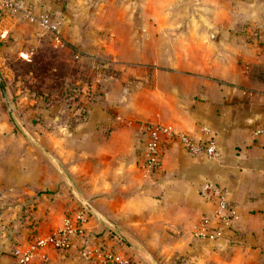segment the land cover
Returning <instances> with one entry per match:
<instances>
[{
  "label": "crops",
  "instance_id": "1",
  "mask_svg": "<svg viewBox=\"0 0 264 264\" xmlns=\"http://www.w3.org/2000/svg\"><path fill=\"white\" fill-rule=\"evenodd\" d=\"M16 1L58 20L64 49L104 69L91 72L76 117H54L39 136L47 154L0 112V264H16L12 248L78 207L88 219L70 247L40 249L27 264H101L105 251L134 264H264V136L252 134L264 121V0ZM39 29L0 15V38ZM147 121L186 133L206 125L220 156L192 158L168 143L148 173ZM206 182L237 214L218 240L192 237L211 211L199 195Z\"/></svg>",
  "mask_w": 264,
  "mask_h": 264
},
{
  "label": "rangeland",
  "instance_id": "2",
  "mask_svg": "<svg viewBox=\"0 0 264 264\" xmlns=\"http://www.w3.org/2000/svg\"><path fill=\"white\" fill-rule=\"evenodd\" d=\"M39 30L42 33L32 39L9 33L0 38V112L12 124L14 133L47 154L39 136L53 131L54 117H76L71 109L85 105L83 101L90 97L83 86L91 83L93 70L102 72L104 68L101 62H90L79 50L64 49L67 44L53 46L50 34ZM19 52H26V58Z\"/></svg>",
  "mask_w": 264,
  "mask_h": 264
},
{
  "label": "built area",
  "instance_id": "3",
  "mask_svg": "<svg viewBox=\"0 0 264 264\" xmlns=\"http://www.w3.org/2000/svg\"><path fill=\"white\" fill-rule=\"evenodd\" d=\"M0 10L7 14H19L24 20L35 24L48 32L55 47L66 45L60 31L59 21L45 12L33 13L21 6L16 0H0ZM87 95L89 92L86 93ZM144 148L142 167L148 173L158 170L161 166L162 154L166 144L176 143L192 158L217 160L220 150L215 136L206 125H198L194 133L180 131L171 125L147 121L142 123ZM252 134L264 136V121L257 125ZM199 195L211 207L209 213H203L192 231V237L199 240H218L223 229L230 227L237 218L235 207L226 198L224 189L214 183L206 182L199 187ZM88 213L78 207L65 214L58 226L47 234L35 236L24 249L14 247L11 255L16 264H27L34 255L43 248L65 250L70 247L71 237L87 222ZM101 264H134L126 254L105 251L97 253Z\"/></svg>",
  "mask_w": 264,
  "mask_h": 264
},
{
  "label": "trees",
  "instance_id": "4",
  "mask_svg": "<svg viewBox=\"0 0 264 264\" xmlns=\"http://www.w3.org/2000/svg\"><path fill=\"white\" fill-rule=\"evenodd\" d=\"M47 14H48V13H47ZM0 15H1V12H0ZM80 90H81V87L79 86V87H78V92H79Z\"/></svg>",
  "mask_w": 264,
  "mask_h": 264
},
{
  "label": "water",
  "instance_id": "5",
  "mask_svg": "<svg viewBox=\"0 0 264 264\" xmlns=\"http://www.w3.org/2000/svg\"><path fill=\"white\" fill-rule=\"evenodd\" d=\"M1 89H3L2 84H0ZM86 208V207H85Z\"/></svg>",
  "mask_w": 264,
  "mask_h": 264
}]
</instances>
